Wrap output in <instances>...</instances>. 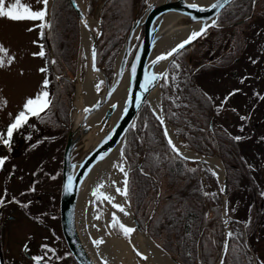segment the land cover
Returning a JSON list of instances; mask_svg holds the SVG:
<instances>
[{
  "label": "trees",
  "instance_id": "16d2710c",
  "mask_svg": "<svg viewBox=\"0 0 264 264\" xmlns=\"http://www.w3.org/2000/svg\"><path fill=\"white\" fill-rule=\"evenodd\" d=\"M97 1L89 0L88 12L92 11ZM140 3L142 0H106L101 7L96 63H102L100 65L106 73L110 71V63L130 25L133 9ZM263 6L264 0H232L231 4L219 11L216 19L219 26L210 27L206 34L194 41L187 53L192 56L189 65L193 64L177 89L181 103L174 105L167 97L168 91L173 88L171 79L161 83L166 86H160L166 121L179 126V133L189 148L208 156L216 154L220 158L226 175L227 198L233 193L232 187L241 190L238 187L242 185L255 192V198H259L256 196V180L240 150V140L233 139L236 136L225 125L215 122L214 104L207 99L210 96L197 87L196 75L199 70H194V67L199 65V69H206L216 62L225 68L235 57L238 59L245 40L241 26L250 22L249 18L257 12V8ZM49 21L52 25L48 29L51 61L55 60L56 63L49 62L46 55L47 73L51 76L52 84L49 88L52 106L48 111L58 113L63 109L61 116L67 122L71 85L62 77L56 79V74L73 75L76 68L74 42L79 31L76 15L68 0H53ZM178 60L182 63L189 61L182 57ZM203 61L205 65L200 64ZM58 80L62 85L56 83ZM61 93L65 98L60 103ZM133 145H138L140 153L131 151ZM122 153L129 162V191L134 195L132 205L141 222L148 219L152 209V217L149 218L152 240L182 264H214L222 247L223 226L219 191L214 192L216 196L212 203L200 189V172L214 182L212 172L202 170V167L200 169L201 165L205 168L207 165L197 160H183L171 151L160 122L146 102L140 106L134 122L124 135ZM139 158L140 167H137ZM227 204L229 216L230 203ZM233 226L234 222L229 220L228 231L242 234V237L229 241L230 254L226 264H236L233 251L236 247L242 248L246 238L242 226H237V230ZM239 255L238 264H244L243 251Z\"/></svg>",
  "mask_w": 264,
  "mask_h": 264
},
{
  "label": "rangeland",
  "instance_id": "374dc122",
  "mask_svg": "<svg viewBox=\"0 0 264 264\" xmlns=\"http://www.w3.org/2000/svg\"><path fill=\"white\" fill-rule=\"evenodd\" d=\"M82 1L84 2L86 13L90 14L92 11H87V9H89V0ZM150 1L151 0H147L146 3V0H142V3L136 4L132 14H138ZM9 2H14V0H9ZM21 2L30 4L34 10H39L43 7V4L38 3L37 0H21ZM52 3L53 0H50L48 20L50 19ZM260 11L261 12H255L252 17L249 18V21L256 26H253V31L251 30L248 33L249 36L246 49L236 65L206 70V73H202L203 68H198L199 71L197 72L196 79L197 87L201 88L211 97L216 112L215 122L219 125L222 123L231 134L241 137L240 150L243 156L248 160L257 187H264V104L258 99L259 95L261 97L264 88V21H261L264 20V6ZM40 23V21H11L6 18H0V44L9 50L10 56L15 55L16 57L10 67L0 68V98H6L7 100L6 107L0 103V132H4L7 126L12 123L15 115L22 109L26 98L34 96L41 90V84L46 75L49 79L51 78L49 73H42L39 71V69L46 67V55L49 62L52 59V57L50 58L48 55L44 38L42 39L40 36L41 29L36 27V25ZM29 29L33 30L29 31ZM78 31V37L74 42V65H76V68L73 75L67 77L73 78V76H75L76 81L80 83L83 81L86 70L85 57L87 45L80 34L79 24ZM46 33L48 37V29H46ZM205 37L206 35L202 37L201 40H204ZM194 41L185 45V48L181 49L179 53L174 54L172 59L165 66L164 71L169 73L167 81L169 82L171 79L173 86V88L168 91L167 97L174 105L182 102V98L179 95L180 92L177 89H179L182 79L186 76L187 72H189V67L193 64L191 63L189 65L192 56L187 55V53L192 49ZM41 44L44 46V51L46 53L43 58L33 55V53L40 52ZM226 44L228 45V43H225V45ZM183 50H185V52ZM133 51L134 49L127 58L126 67L132 59ZM0 55H2V53H0ZM180 57L185 60L188 58L189 61L182 63L178 60ZM198 57L199 56L196 58ZM173 63L179 64L180 67L178 69L174 68ZM97 64L102 65L100 62ZM114 64L115 56L110 63V71L108 73L104 71L105 74L108 75V78L112 77ZM198 66H195L194 69L197 70ZM56 75L70 83V81L64 77L65 75ZM162 82L166 81L160 80L158 87L161 108L160 86ZM56 83L62 85L60 80ZM50 85L52 84L50 83ZM174 88H176V90ZM64 98L65 95L61 93L60 103L63 102ZM225 98H227V102L222 104ZM147 104L151 110L152 108L149 103ZM220 106H222V109H220L222 112L219 111ZM68 109L66 120L68 119ZM151 111H153V109ZM61 113H64L63 109L62 112L59 110L58 113L47 111V114H42V118H31L28 125H25L13 134L10 148L0 145V158L7 157L5 164L0 167V197H5L3 206H0V252L3 264H30L28 261L24 260L22 254L23 245L26 243L27 249H36L42 242L47 243L53 233L58 234L57 222L52 219L53 215L47 214V211L52 207L49 205L51 204V200L48 197V192L50 195L52 193L49 187H58L60 180V175L58 177V173H56L55 170L58 169L59 171L61 168L60 157L67 128V126L65 127V125L62 124L66 122L64 121L63 115L61 116ZM241 117H247V119H241ZM169 124L172 126L175 135L181 139L184 146L189 148L183 136L179 133V126L171 123ZM241 128H243V131H241ZM29 137H31V139H29ZM130 149L134 153H140L138 145H133ZM210 156L218 158L223 167L218 155L213 154ZM125 160L129 173V162L126 158ZM204 164L207 165V163ZM201 167L202 170L208 169L210 172L214 170L209 164L206 168L204 165H201L200 169ZM53 177H55V179H53ZM212 179L214 180L213 183L212 180L204 176L203 172H200L199 184L203 193L220 192V177L219 180H217L216 176L213 175ZM244 187L246 186L242 185L238 187V189L242 190ZM33 188L35 189L34 191L31 190ZM232 189L233 193L227 198V203L231 202V204L234 205L233 202L235 200L242 201L246 199L245 195L242 196L243 191L238 190L236 193L235 187H232ZM56 193L57 192H55V194ZM13 198L20 201V203L9 202L12 201ZM207 198L214 203L213 197L207 196ZM127 199L130 201V207L136 220L144 227L145 222H141L142 220L139 214L134 211L132 205L134 195L131 191H129ZM47 201L50 203L47 204ZM94 201L97 214L99 215L101 203L97 201L96 198H94ZM23 204H27L28 207H23ZM241 205L243 204H239V206ZM150 211L146 221L148 222L147 233L151 238L149 218L152 217V209ZM112 231L118 238L127 239L120 231L116 229H112ZM29 240H34V242H29ZM128 255H130V253Z\"/></svg>",
  "mask_w": 264,
  "mask_h": 264
},
{
  "label": "water",
  "instance_id": "95a60500",
  "mask_svg": "<svg viewBox=\"0 0 264 264\" xmlns=\"http://www.w3.org/2000/svg\"><path fill=\"white\" fill-rule=\"evenodd\" d=\"M104 1L105 0H98L92 12L88 14L85 9L78 4L77 0H75V4H78L79 8L75 6L74 0H69L77 15L80 34L83 38L84 31L87 37L86 70L82 82L88 81L90 83L93 95L92 101L89 104L79 106L78 87L82 82H77L75 76H73V78H69L66 75L64 76L70 81L71 93L67 132L61 154L58 210L61 235L76 264H104L105 262V260L100 261L92 253L82 236L79 227V200L84 183L90 172L107 158L116 145L122 144L124 135L128 127L134 121L140 106L144 102L148 103L147 96L150 91L155 87H159L160 80L156 82L155 87L150 86L149 92L144 93L141 85L144 83L145 73L150 72L153 66L162 64L165 68L174 55L167 60L153 64L156 57L167 53L179 43L183 42L190 36L192 31L199 30L206 23H211L212 19H216L217 13L220 10L216 9L214 11L201 12L188 7L191 3H196L201 7H209L215 0H151L138 14L135 13L133 15L125 38L115 55L112 77L108 78V75L105 74L104 68L100 64L96 63V68H98L99 71L93 69L91 59V49L93 46H95L96 49V40L101 31L99 14ZM149 5H151V7H149ZM49 6L50 0L47 19L49 18ZM192 16H195L197 19H191ZM82 17L86 18L89 25L97 31L94 32L86 29L82 23ZM44 31L47 52L51 58L52 51L50 42L47 37L46 29ZM181 31H187V33L179 41H176L161 53L154 52V48L159 40L163 39L168 34ZM133 49L132 59L126 67L127 58ZM137 56L139 57V61L135 59ZM133 65L137 68V74L134 78L131 76L130 71ZM124 74L126 79L124 99L117 110L115 118L110 122V118L116 109V107H112L115 103L111 101V98L124 77ZM101 80H103L104 83L100 90L97 91L96 84ZM112 89H115V91H112ZM129 98L133 100L132 104L127 103ZM137 102H139V107H137ZM97 104L99 105L98 107H96ZM125 108L128 109L126 113L124 112ZM86 109H88V111H85ZM162 117L166 121L163 110ZM95 125H98L97 129L94 131L95 133L88 135L89 130ZM161 128L164 134V125H161ZM165 139L167 141L166 137ZM190 151L195 156H208L198 153L193 149H190ZM190 158L191 160L204 162L196 157ZM140 162L141 158L137 161V167H140ZM68 177H72L74 183L73 191L70 193L65 192ZM221 188L225 189L223 192H219V210L223 226V246L228 232V224L225 225L224 221L226 219L229 221L230 219L227 209V184L224 168L220 185V189ZM129 210L134 221L133 227L136 228L135 234L138 236L147 235L149 237L147 233L148 222L145 221L144 227H142L136 220L131 207H129ZM226 210L227 216L225 215ZM149 239L151 238L149 237ZM152 242L158 246L153 240ZM159 248L174 264H182L161 246H159ZM221 253L222 247L219 257L214 264H220ZM136 263L148 264L142 258L137 259ZM0 264H3L1 252Z\"/></svg>",
  "mask_w": 264,
  "mask_h": 264
},
{
  "label": "snow or ice",
  "instance_id": "6c2138e0",
  "mask_svg": "<svg viewBox=\"0 0 264 264\" xmlns=\"http://www.w3.org/2000/svg\"><path fill=\"white\" fill-rule=\"evenodd\" d=\"M38 3H42L43 7L39 10H34L30 4L23 3L21 0H14V2H9V0H0V18H6L11 21H40L41 23L36 25V27H39L41 29L40 36L43 39L45 36V29H50L52 27L51 22L47 19L48 17V4L49 0H37ZM147 3V0H146ZM232 0H215L214 3H212L209 7H201L196 3H191L188 5V7L196 9L197 11H214L216 9H223L227 4H231ZM75 4V0H74ZM77 8H79L78 4H75ZM151 7V5H149ZM219 14L217 13V16ZM191 19L195 20L197 19L195 16H192ZM82 23L84 24V27L88 29L89 31H97L96 29H93L86 18L82 17ZM210 27H218L217 20L212 19L211 23L204 24L199 30H194L190 33V36L185 39L183 42L179 43L176 47L172 48L167 53L161 54L156 57V59L153 61V64L159 63L161 61L167 60L168 58L172 57L174 54L179 53L181 49L185 48V45L191 43L192 41L196 40L198 37L204 35L207 33L208 29ZM33 29H29V31H32ZM35 43V42H34ZM40 52L33 53L34 56H40L41 58L45 57L46 53L44 51V46L40 45ZM0 68L3 67H10L12 63L15 61L16 57L15 55H9V50L5 48L2 44H0ZM87 58V57H85ZM91 59H92V66L95 71H99L98 68H96V59H97V51L95 49V46L91 49ZM137 61H139V57H135ZM52 64H55L56 61L52 60ZM173 67L178 69L180 67L179 64L173 63ZM42 73H47L48 68L44 67L39 69ZM131 76L134 78L137 74V68L135 65L131 67ZM169 78V73L167 71H164L162 73H155V72H146L144 83L141 85L143 92L147 93L150 90L151 87L156 86V82L159 80H165L167 82ZM56 79H60L59 76L56 77ZM174 79V77H173ZM243 82V81H241ZM50 79L45 77V79L42 81L41 84V90L38 91L34 96L26 98L22 109L15 115L13 118L12 123H10L6 130L4 132H0V145L11 147L13 134L17 132L19 129L24 127L25 125H28L29 120L33 117L42 118V114H47V111L52 106V99L51 94L49 92L50 88ZM104 83L103 80L99 81L96 84L97 91L100 90L101 85ZM166 86L165 85H161ZM112 91H115V89H112ZM238 91V90H237ZM235 94V93H232ZM207 95V94H205ZM143 96V93H142ZM208 100H211V97H207ZM261 99H264V97H261ZM227 98H225V101L222 102L226 103ZM0 103H2L5 107L7 106V100L6 98H0ZM128 104H132L133 100L129 98L127 100ZM99 105L97 104L96 107ZM113 108L117 107V105L113 104ZM137 107H139V102H137ZM85 111H88L86 109ZM128 111L127 108L124 109V112L126 113ZM153 113L156 115V118L160 121L161 125H164V119L163 117L158 114L156 109H153ZM11 115V114H9ZM241 119H247V117H241ZM241 131H243V128H241ZM164 136L167 138V144L170 147L171 151L176 154L179 158L183 160H189L190 157L186 156L182 151L181 147H179L172 139V137L168 133V129L165 126L164 127ZM31 139V137H29ZM233 139L239 141L241 137L236 136ZM123 156V153H121ZM103 158V157H101ZM7 157L0 158V167H2L6 162ZM113 167L117 168L120 173L123 174V181L121 184L118 185L117 181H112V187L115 189V194H109L105 191H102V189L105 188V185L103 183L99 184L94 191H92V196L96 198L97 201H99L101 204H103L105 201H107L113 209L116 211H113L111 213V221L107 225V227L111 229H116L120 231L126 238L129 239V242L131 243V234L136 231L135 227L132 226H126L124 222H122L121 216L117 213H121L124 216H128L130 213L127 211V207H130V201L127 200V197L129 196V179H128V171L125 170L123 163H116L113 165ZM190 171H195V169H190ZM212 175L216 176L217 180H219V175L216 171H212ZM55 179V177H53ZM74 187L73 178L68 177L67 185L65 187V192H72ZM34 191L35 189H31ZM225 189L221 188L220 191L223 192ZM117 195L124 197V203L117 202ZM206 196H211L215 198L216 193H204ZM5 202V197H0V206H3ZM9 202H15L20 203V201H17L13 198L12 201ZM95 203V202H93ZM23 207L27 208V204H23ZM100 215L96 216V219H100ZM225 215L227 216V210L225 212ZM225 225L228 224V220L226 219L224 221ZM250 223V222H249ZM242 237V234H234L233 231H228L226 234L225 241L222 246V253H221V259L220 264H226V259L228 255L230 254V245L229 241L240 239ZM105 241L103 238L101 239H95L93 240L94 245H102ZM47 251L43 255L40 256H34L32 257L35 264H47L48 259V252H54L53 249L47 248V245L44 246ZM159 247V245L157 246ZM27 250V246H26ZM133 250L136 252L137 256L141 257L144 260H147L148 257L141 253L138 249H136L135 245H133ZM246 255V252L244 253ZM104 264H107V261L104 262ZM249 264H251V260H249ZM258 264H264V260L258 261Z\"/></svg>",
  "mask_w": 264,
  "mask_h": 264
},
{
  "label": "bare ground",
  "instance_id": "6f19581e",
  "mask_svg": "<svg viewBox=\"0 0 264 264\" xmlns=\"http://www.w3.org/2000/svg\"><path fill=\"white\" fill-rule=\"evenodd\" d=\"M78 4L84 8V2L82 0H77ZM187 31H181L174 34H168L163 39L159 40L157 45L154 48V52L161 53L169 48L173 43L179 41ZM83 39L87 44V37L83 31ZM164 66L157 65L153 66L150 72H155L157 74L164 72ZM125 74L122 78L119 86L112 95L111 101L117 105L115 111L113 112L110 122L115 118L117 110L121 105L124 99L125 93ZM92 92L90 88V83L84 81L79 84L78 87V105L89 104L92 101ZM148 103L152 109H156L158 114L162 116V110L160 107L159 101V91L158 87L153 88L147 96ZM98 125L93 126L89 130V134L95 133ZM167 127L169 135L172 137L173 141L181 147V151L189 157H196L200 161H204L209 164L222 179L223 168L218 158L213 156H203V155H194L191 153L190 149L185 147L181 139L177 137L173 131L172 126L164 120V127ZM122 153V144L116 145V147L110 152L107 158L99 165H97L88 175L83 186V190L79 200V227L82 233V236L87 243L88 247L92 253L100 260H105L109 264H137L136 260L141 257L137 256L136 252L133 250V245L141 253L148 257L145 260L148 264H174L165 253L155 245L147 235L138 236L134 233L131 234V243L129 239L118 238L111 228L107 225L111 221V213L116 211L111 207V205L105 201L101 204L100 207V219H96L97 208L95 206L94 198L92 196V191L95 188L103 183L105 188L102 191H105L109 194H115V189L112 187V181H117L118 185L122 183L124 177L119 170L113 167L116 163H123L125 170L127 171V164L124 155ZM125 198L117 195V202L124 203ZM128 200V199H127ZM97 204V203H96ZM127 211L130 213L129 207ZM99 214V215H100ZM121 216L122 222L126 226L134 225L131 213L128 216H124L121 213H117ZM103 238L105 243L102 245H94L93 240ZM128 252V253H127ZM130 253V255H128Z\"/></svg>",
  "mask_w": 264,
  "mask_h": 264
},
{
  "label": "flooded vegetation",
  "instance_id": "af4514ba",
  "mask_svg": "<svg viewBox=\"0 0 264 264\" xmlns=\"http://www.w3.org/2000/svg\"><path fill=\"white\" fill-rule=\"evenodd\" d=\"M260 10H262V8L258 7L257 12H261ZM253 26L255 27L256 25L252 24L251 22L245 23L244 25L241 26L243 37L245 38L244 44H242L243 50L241 51L242 53L239 55L238 59L237 57H235V59H233L234 61L229 63L228 65L229 67L236 65L239 59H241L242 54L246 49V44L249 36L248 33L251 30L253 31L252 29ZM215 52L218 53L219 51H215ZM205 63H206L205 61L200 62V64H204V65ZM211 65H212L211 68L202 69V73H206V70L221 68L220 64L217 65L216 62L212 63ZM198 68L199 66L197 67V69ZM261 97H264V88H263V92L261 93ZM261 97L259 95L258 99L261 100L264 104V99H261ZM220 109H222V106L219 107V111L222 112V110ZM67 123H68V119L65 124L64 123L62 124L65 125L66 127ZM209 126H211V119L209 121ZM66 132H67V128H66ZM60 167H61V157H60ZM55 172L58 173V177H59L60 170L58 171L57 169L55 170ZM59 186H60V180L58 187H53V188L49 187V189L52 191L51 195L48 192V197L51 200V204H49L50 203L49 201L46 202L47 204L50 205V207L52 206L51 209L47 211V214L53 215L52 219L55 222H57L58 234L53 233L51 235V238L48 239L47 243L42 242V244L39 245V247L36 249L30 248L26 250L27 244L25 243L23 245L22 254L24 260L28 261L30 264H35L32 257L43 255L45 251H47V249H45L44 247L45 245H47V248L54 250V252H48L47 264H76L75 260L73 259L72 255L70 254L69 250L66 247V244L62 238L60 231L59 210H58L59 193H60ZM256 190H257L256 196L259 198H255V194H256L255 192L249 190L248 187L247 188L244 187L241 191H243L242 196L245 195L246 199L242 201L235 200L233 202L234 205H232L231 202L229 205L231 211V213L229 211V217H230V221L234 222V226H233L234 229L237 230V226L239 225L242 226L246 236L243 247L242 248L236 247L235 250L233 251L234 261L236 262V264H238V259L240 256L239 254L242 251L243 253L246 252V255L244 254L245 258H243L244 264H249V260H251V264H258V261L264 260V187H256ZM55 192L57 193L55 194ZM235 192L237 193L238 190L235 189ZM239 204H243V205L239 206ZM227 209H228V204H227ZM29 242H34V240H29Z\"/></svg>",
  "mask_w": 264,
  "mask_h": 264
}]
</instances>
